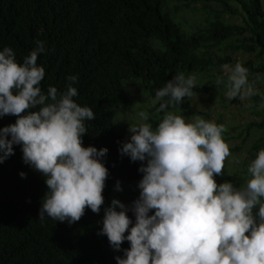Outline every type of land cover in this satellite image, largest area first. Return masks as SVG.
Segmentation results:
<instances>
[{
	"label": "trees",
	"instance_id": "16d2710c",
	"mask_svg": "<svg viewBox=\"0 0 264 264\" xmlns=\"http://www.w3.org/2000/svg\"><path fill=\"white\" fill-rule=\"evenodd\" d=\"M200 5L210 15L192 24L185 16ZM236 17L239 25L228 22ZM36 41L45 43L37 59L45 69L42 90L54 86L63 92L66 78L78 77L72 84L78 91L74 100L95 114L85 122L82 146L108 150L103 163L109 176L99 214L86 208L71 225L47 216L40 221L38 211L47 191L44 178L22 163L20 147L14 146V155L0 164V264H115L114 257L122 256L98 233L104 207L116 199L130 208L139 195L140 163L119 155L124 139L115 124L116 111L128 107L125 85L132 80L154 99L155 91L174 75L212 79L214 71L241 63L253 88L259 89L253 96L259 120L248 123L243 132L246 139L254 132L261 136L252 142L247 160L264 149V79L256 80L257 74L264 77V0H0V49L12 48L22 62ZM233 53L251 58L236 60ZM217 88L214 81L196 84L193 96L212 95ZM191 99H183L177 115L197 114ZM162 116L148 122L155 127ZM15 119L5 116L0 128ZM21 172L26 178H20ZM214 179L240 188L248 176L222 170ZM127 215L134 220L131 211ZM128 247L126 241L121 245Z\"/></svg>",
	"mask_w": 264,
	"mask_h": 264
},
{
	"label": "clouds",
	"instance_id": "9594fccd",
	"mask_svg": "<svg viewBox=\"0 0 264 264\" xmlns=\"http://www.w3.org/2000/svg\"><path fill=\"white\" fill-rule=\"evenodd\" d=\"M44 52L45 43L36 41L19 62L12 48L0 49V119L16 117L0 128V164L19 146L22 163L39 173L47 188L38 219L71 225L86 208L99 214L104 205L108 150L82 146L85 122L95 114L74 100L77 76L66 78L63 92L54 86L42 90L45 69L37 59ZM224 70L229 99L253 94L246 67L238 62ZM194 88V77L174 75L155 91L156 111L163 114L156 126L146 122L143 111L142 123L128 125L129 139L118 152L140 163L139 195L130 208L116 199L104 207L98 233L114 252L122 251L115 264H264V149L248 164L243 187L217 184L214 177L230 155L224 126L200 116L189 122L173 111ZM19 176L26 178L24 172ZM125 241L129 247L121 249Z\"/></svg>",
	"mask_w": 264,
	"mask_h": 264
},
{
	"label": "rangeland",
	"instance_id": "374dc122",
	"mask_svg": "<svg viewBox=\"0 0 264 264\" xmlns=\"http://www.w3.org/2000/svg\"><path fill=\"white\" fill-rule=\"evenodd\" d=\"M209 15L210 12L200 5L195 8L194 12L186 14L185 17L186 19H190L193 24L194 22L202 21L204 18H208ZM228 22L239 25L240 19L236 17L228 20ZM232 56L234 59L240 61H246L251 58L250 55L244 54L235 55L233 53ZM227 67L231 68L233 65H229ZM224 69L225 67L214 71V77H212V79L192 75V77L195 78V85L206 84L210 81H214V83L218 85V88L212 95L192 96L191 102L196 109L197 114L185 119L192 122L194 117L200 116L218 125H223L225 128L224 133L226 134L223 139L228 145L230 152L229 157H227L224 161L223 171L226 174L247 173V167L250 163L247 160L248 150L250 149L254 139L260 137L261 134L254 132L251 138L246 139L243 130L248 123L259 120L256 116L259 110L254 109L255 100L253 99V96L259 93V89L257 86L254 87L253 94L244 99H240L239 97L229 99L227 96L228 74ZM125 86L127 87L129 94L128 107L126 110H118L115 113V124L117 125L118 133L123 137L124 142L127 141L130 136L128 132V125L131 126L143 122L138 115L141 111L147 113L149 119L152 120H154L155 116L159 114L155 108L157 103L154 102L153 98L145 95L134 80L126 83ZM146 122L149 123L148 121Z\"/></svg>",
	"mask_w": 264,
	"mask_h": 264
}]
</instances>
